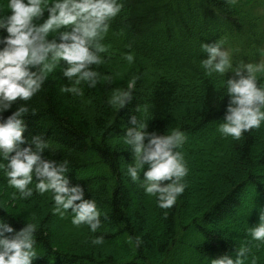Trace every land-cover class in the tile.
Masks as SVG:
<instances>
[{"label":"trees","instance_id":"trees-1","mask_svg":"<svg viewBox=\"0 0 264 264\" xmlns=\"http://www.w3.org/2000/svg\"><path fill=\"white\" fill-rule=\"evenodd\" d=\"M121 2L122 11L103 41L109 50L101 54L102 63L93 65L97 85H83V98L64 91L70 82L61 61L26 102L37 114L24 118L26 137L43 134L48 139L51 151H45V158L70 161L72 184L82 185L85 198L97 201L101 229L93 234L87 225L73 226L70 212L64 219L53 215L50 193H34L27 200L13 196L15 189L2 172L0 218L16 231L27 221L38 223V256L32 264H206L205 256L233 252L241 242L251 248L249 264L252 251L257 264H264V244L249 243L246 234L264 207V123L239 140L222 137L217 125L228 97L221 81L230 77L229 71L209 77L200 64L206 58L202 42L222 39L226 47L242 36V46L254 45L250 28L252 19H262L254 10L264 11V0ZM4 4L0 0V15L8 11ZM54 37L58 32L49 34ZM128 51L135 56L132 64L123 59ZM133 77L138 79L132 102L113 109L107 103L111 90L126 89ZM258 78L264 83V77ZM145 104L148 111L142 115L136 108ZM132 116L148 120L150 132L179 127L186 133L180 150L188 167L187 188L169 209L159 208L156 198L127 175L131 156L123 137ZM101 234L104 244L92 245L89 238ZM136 236L142 239L139 247L129 243Z\"/></svg>","mask_w":264,"mask_h":264},{"label":"clouds","instance_id":"clouds-1","mask_svg":"<svg viewBox=\"0 0 264 264\" xmlns=\"http://www.w3.org/2000/svg\"><path fill=\"white\" fill-rule=\"evenodd\" d=\"M3 7L8 11L0 15V172L8 187L15 189L13 196L18 194L27 200L34 193H50L53 215L64 219L70 212L73 226L87 225L95 234L102 227L96 199L85 198L84 187L72 184L68 159L44 157L51 148L43 134L25 136L28 125L24 118L37 114L26 102L43 89L48 74L61 61L63 77L70 82L64 91L83 98V85H97L99 74L93 65L102 63L101 54L109 50L103 41L123 4L121 0H54L51 4L46 0H6ZM53 32H58V39H49ZM223 45L222 39L202 42L206 58L200 64L209 77L223 76L229 70L232 73L221 81L228 103L217 131L224 138L239 140L264 123V83L256 78L258 72H264V59L233 67L230 51ZM123 59L132 64L135 56L128 51ZM137 79L133 77L126 89L113 88L107 103L113 109H124L133 100ZM14 104L15 111L3 119L2 114ZM136 110L143 115L148 106L137 105ZM130 123L123 137L131 156L127 175L131 181H139L146 195L156 198L159 208L169 209L187 188L188 167L180 150L187 140L186 133L179 127L168 128L164 134L150 132L148 120H138L136 116L130 118ZM258 211V223L249 226L246 234L249 243L264 244V207ZM37 231L34 220L16 231L0 218V264H32L38 256ZM89 239L94 246L105 242L102 234ZM133 242L139 247L142 239L129 237V243ZM250 252L249 244L244 243L233 252L204 259L206 264H249ZM250 264H257V257L252 256Z\"/></svg>","mask_w":264,"mask_h":264},{"label":"rangeland","instance_id":"rangeland-1","mask_svg":"<svg viewBox=\"0 0 264 264\" xmlns=\"http://www.w3.org/2000/svg\"><path fill=\"white\" fill-rule=\"evenodd\" d=\"M248 6L249 5H245L244 7L247 8ZM254 15L256 17L262 18L252 19L254 21H252V27L250 28V39L251 41H254L255 44L251 45L248 48L244 44L242 46L240 43L241 41H243V38L242 36H239L236 37V40L232 41L225 47L230 51L233 67L240 63H256L259 62L261 59H264V11L262 9L254 10ZM228 73L231 77L232 73L230 72V70ZM258 77H264V72H258L256 74V78L259 79ZM239 241H241L240 238ZM242 244H244V242L239 243L238 247H240ZM252 254L256 257L258 256L255 251H252Z\"/></svg>","mask_w":264,"mask_h":264}]
</instances>
